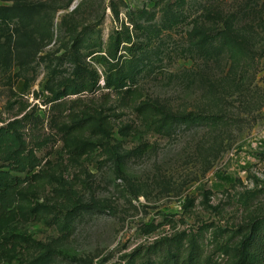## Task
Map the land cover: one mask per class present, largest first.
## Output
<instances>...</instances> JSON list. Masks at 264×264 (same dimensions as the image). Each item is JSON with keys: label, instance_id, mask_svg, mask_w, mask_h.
<instances>
[{"label": "rangeland", "instance_id": "374dc122", "mask_svg": "<svg viewBox=\"0 0 264 264\" xmlns=\"http://www.w3.org/2000/svg\"><path fill=\"white\" fill-rule=\"evenodd\" d=\"M81 79L99 87L61 94ZM79 97L109 131L75 140ZM13 121L40 163L11 172L30 208L0 220L18 243L0 264H157L191 240L192 264H237L239 227L264 215V0H0V126Z\"/></svg>", "mask_w": 264, "mask_h": 264}, {"label": "trees", "instance_id": "16d2710c", "mask_svg": "<svg viewBox=\"0 0 264 264\" xmlns=\"http://www.w3.org/2000/svg\"><path fill=\"white\" fill-rule=\"evenodd\" d=\"M5 10L11 15H20V12L15 6L6 7ZM122 86L120 85L118 87ZM98 87L97 80L81 79L65 84L61 90V94L63 96L81 95L93 92ZM140 98L141 93L137 89H132L129 91L128 99H122L120 103L125 107L132 106ZM66 104L68 110L66 123L70 134L75 140L82 141L84 134L96 125L105 131L111 129L110 121L95 106L85 105L80 97L69 100ZM155 110L154 105L147 101H144L139 107V113L143 119L152 116ZM19 126L18 121L0 126V161L4 162L0 165V220L11 214L14 205L19 201H22L30 208V202L25 197H18L15 192V187L22 180L12 176L11 172L29 173L38 167L40 163L34 149L27 147L25 138L19 131ZM70 145L73 148L72 142ZM91 152V146L82 145L75 151V155L79 158ZM50 179V175L45 173L33 175L30 179L32 181L27 183L28 189H43L50 182ZM239 232L243 235V239L237 249V264H264V215L249 225H241ZM11 238L13 239L0 238V261L6 255L13 254L17 251V239L14 236ZM152 248L159 250L164 248L166 250L162 241H156L148 248L147 252L150 253ZM190 249L191 253L197 256L198 248L195 246L194 241L191 240L189 245L174 250L157 264H192L194 262V256L187 257L186 255V252ZM135 256L141 257L142 254L140 251H137L136 254H132L131 259H134Z\"/></svg>", "mask_w": 264, "mask_h": 264}]
</instances>
